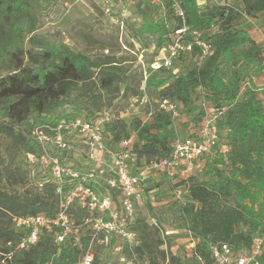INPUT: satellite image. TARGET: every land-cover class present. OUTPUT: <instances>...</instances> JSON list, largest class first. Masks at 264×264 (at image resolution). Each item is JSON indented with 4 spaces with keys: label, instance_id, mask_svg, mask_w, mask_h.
<instances>
[{
    "label": "trees",
    "instance_id": "trees-1",
    "mask_svg": "<svg viewBox=\"0 0 264 264\" xmlns=\"http://www.w3.org/2000/svg\"><path fill=\"white\" fill-rule=\"evenodd\" d=\"M237 1L240 12L250 18L264 14V0ZM38 3L39 0H0V17L8 19L7 30L0 33V135L22 150L25 157L40 154L33 136L35 129L82 115L94 116L80 110L82 104H77L80 111L75 115L55 114L74 104L71 95L94 81L97 73L101 75V88H112L116 83L114 71L118 69L113 61L91 60L34 33L38 29ZM181 5L184 25L189 29L208 31L217 26L214 34H206L212 54L183 75H173L163 68L151 72L145 86L159 89V98L178 103L190 115L199 111L197 125L204 112L192 103L196 92L205 95L206 104L226 109L219 128L229 153L225 160H207L206 174L212 181L189 179L185 202L179 208L195 242V255L204 264H213L211 244L226 243L238 252L250 248L256 234L264 232V103L254 89L243 88L250 72L263 70L262 48L238 28L239 12L220 6L201 11L197 0H182ZM137 6L141 33L157 37L159 46L167 45L170 35L183 26L174 15L173 25L153 19L150 12L154 5L147 0H139ZM162 71L168 72L166 77L159 76ZM107 133L110 146L134 133L132 151L137 162L146 163L167 156L176 136L171 116L162 111L155 112L146 124L138 119L129 125L114 121ZM218 164H225L226 169H219ZM36 190L34 194H10L0 186V216L8 218V223L0 226L4 245L1 260L5 264H77L89 243V231H85L82 243L71 237L57 244L58 229L45 228L30 249H16L24 234L14 230V218L37 214L53 218L58 212L54 185L42 180ZM70 213L81 221L88 216L76 207ZM239 226L247 230L237 231ZM8 254H12L10 260ZM171 260L179 264L177 259ZM149 264L155 262L150 259ZM260 264H264V252Z\"/></svg>",
    "mask_w": 264,
    "mask_h": 264
},
{
    "label": "rangeland",
    "instance_id": "rangeland-1",
    "mask_svg": "<svg viewBox=\"0 0 264 264\" xmlns=\"http://www.w3.org/2000/svg\"><path fill=\"white\" fill-rule=\"evenodd\" d=\"M154 8L150 16L156 21L173 25V14L165 0H147ZM219 3H229L238 6L237 0H216ZM200 10L215 6L213 0H198ZM139 0H39L37 12L36 34L43 35L49 40L68 46L73 52L83 54L91 60L113 61L118 69L114 72L116 83L112 88L103 89L99 84L100 73L94 81L71 95V103L60 109L55 115H75L83 110L91 115L107 112L114 121H124L129 125L133 120L145 121V115L150 105L160 97V90L146 88L145 76L151 73V64L161 62L165 55L166 43L159 46L157 37L141 33L142 19L138 12ZM108 10V11H106ZM0 33L8 28V19L0 17ZM216 27L206 31L214 34ZM238 28L245 30L257 44L264 36V14H259L250 21L240 18ZM199 66L196 55L186 56L177 60L168 70L173 75L186 74L191 68ZM264 69V66H263ZM168 72H160V77H166ZM251 73L247 80L264 103V89L258 85L256 75ZM261 74L259 73V76ZM264 78V76H263ZM264 87V85H263ZM194 106L206 105V97L200 91L192 97ZM77 104H82L80 110ZM178 118L173 120L175 138L183 139L190 135L197 125L196 116L190 115L187 109L178 105ZM57 117V116H56ZM203 118V117H202ZM201 118V120H202ZM201 120L199 122H201ZM132 134V133H131ZM74 150L66 153L65 161L76 169L87 168L86 151L81 141L71 138ZM135 141V140H134ZM55 155H60L54 150ZM143 161L132 163L134 168L143 167ZM219 169L225 170V164H218ZM207 166L195 173L197 181H212L206 174ZM145 182L143 195L137 201L130 222V231L135 233V243L124 245L121 255L116 252L118 240L109 236L108 242L95 244L93 264H149L152 259L155 264H204L198 258L192 246V236L186 229L183 218L179 214L180 205L185 202L186 185L174 183L161 172L150 171ZM49 179V174L40 165L33 164L25 157V153L15 148L0 135V186L10 194L37 193L36 185L42 180ZM191 181L189 180L187 184ZM99 190L110 193L116 207L120 209V193H111L105 183ZM77 226L73 239L82 243L86 237L85 226L77 217ZM8 223L7 217L0 216V226ZM245 226L237 227V231H246ZM264 235L258 233L256 235ZM83 246H85L83 244ZM4 245L0 241V249ZM123 257L124 262L120 259ZM0 264H5L0 258Z\"/></svg>",
    "mask_w": 264,
    "mask_h": 264
},
{
    "label": "built area",
    "instance_id": "built-area-1",
    "mask_svg": "<svg viewBox=\"0 0 264 264\" xmlns=\"http://www.w3.org/2000/svg\"><path fill=\"white\" fill-rule=\"evenodd\" d=\"M165 1L183 26L170 35V40L164 48L166 52L164 57L161 62L151 64V72L162 68L169 69L179 58L191 55L197 56L200 65L212 54V45L206 39V31L189 29L184 25L182 0ZM213 1L215 6L232 9L250 21V17L240 12L239 6ZM259 45L262 48L264 66V36L261 37ZM244 87L252 88L248 81L243 84ZM178 105L168 99L159 98L149 106L145 121L141 123H149L154 113L159 111L169 114L173 121L179 116ZM203 106H207L204 107L203 118L188 137L175 138L169 146L167 156L150 163L142 160L143 167L136 169L132 165L137 163V156L132 151L135 134L132 133L128 139L110 146L111 137L107 133V127L114 119L107 112L89 118L82 115L60 120L54 125L47 124L35 129L33 136L40 147V154H28L27 158L48 172L49 179L46 181L54 185L58 197V212L53 218L42 214L14 218V230L24 234L16 249H30L39 241L45 228L58 229L57 244L73 237L80 226H77L74 216L70 213V209L76 207L88 213L81 225L91 233L85 252L77 264H93V246L108 242L109 236L119 241L116 252L121 255L124 245L131 246L135 243V233L130 231L129 224L133 218L135 205L142 196L141 186L145 184L150 171L161 172L170 181L187 186L189 179L203 170L207 160L226 159L229 147L224 142L219 128V121L226 109L214 108L208 104ZM71 138L79 139L85 148L86 160L83 163L87 168L84 170L76 169L65 161V154L74 150ZM54 150L60 155H55ZM102 183H105L111 193L115 191L120 193L121 210L116 207L110 193L99 190ZM263 252V234L254 237L250 248L238 252L226 243L210 245L213 264H260ZM11 255L6 256L8 260L11 259ZM120 261L124 262L123 257Z\"/></svg>",
    "mask_w": 264,
    "mask_h": 264
},
{
    "label": "crops",
    "instance_id": "crops-1",
    "mask_svg": "<svg viewBox=\"0 0 264 264\" xmlns=\"http://www.w3.org/2000/svg\"><path fill=\"white\" fill-rule=\"evenodd\" d=\"M260 76H259V73L256 75V80H257V83H258V85H260L261 83H263L262 84V86H261V88H259L258 90H262V89H264V87H263V85H264V78H263V76H264V69L260 72ZM150 177H147V179L145 180V182L146 181H148V179H149ZM146 185L144 184V185H142L141 187L143 188V189H145L146 187H145ZM143 189H142V195H143ZM194 244H195V242H194Z\"/></svg>",
    "mask_w": 264,
    "mask_h": 264
}]
</instances>
